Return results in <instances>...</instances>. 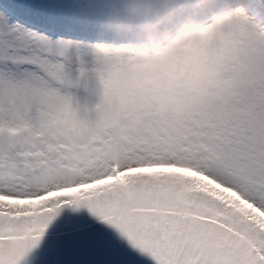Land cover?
Masks as SVG:
<instances>
[{"label": "snow or ice", "instance_id": "obj_1", "mask_svg": "<svg viewBox=\"0 0 264 264\" xmlns=\"http://www.w3.org/2000/svg\"><path fill=\"white\" fill-rule=\"evenodd\" d=\"M229 2L236 55L176 140L122 139L96 116L122 67L87 38L99 0L68 5L62 28L0 10V264H24L65 204L154 264H264V0Z\"/></svg>", "mask_w": 264, "mask_h": 264}, {"label": "clouds", "instance_id": "obj_2", "mask_svg": "<svg viewBox=\"0 0 264 264\" xmlns=\"http://www.w3.org/2000/svg\"><path fill=\"white\" fill-rule=\"evenodd\" d=\"M174 3L134 0L118 8L101 26L103 36L136 41L129 49L133 57L117 73L111 95L95 109L96 116L122 139L139 135L178 139L192 123L195 108L205 106L212 81L223 75L225 63L236 55L234 20L216 15L215 31L206 45L199 43L198 29L187 20L181 31L183 44L162 56L155 46L159 30L183 15ZM211 3L196 0L195 10L203 11Z\"/></svg>", "mask_w": 264, "mask_h": 264}, {"label": "rangeland", "instance_id": "obj_3", "mask_svg": "<svg viewBox=\"0 0 264 264\" xmlns=\"http://www.w3.org/2000/svg\"><path fill=\"white\" fill-rule=\"evenodd\" d=\"M8 7L28 14V17L44 27L62 28L72 22L67 7L77 0H1ZM134 0H99L96 14V30L89 28L87 38L97 37L105 41L113 51L121 54L122 67L130 62L133 53L130 47L136 41L116 39L101 34L102 24L112 17L118 8L131 4ZM151 3L152 0H143ZM165 0H160L163 4ZM174 6L183 9V15L170 25L162 27L156 37V47L161 55L167 57L170 48L183 44L182 26L191 20L198 29L197 39L201 44V35L214 32L213 17L227 15L235 20L242 11L229 0H212L197 12L196 0H175ZM3 8L0 7V10ZM79 38V37H77ZM149 53L152 46L148 48ZM75 232L76 234L74 235ZM81 234V235H79ZM24 264H154L153 259L142 253L112 225L104 222L86 206L75 207L69 204L57 209L38 246L25 258Z\"/></svg>", "mask_w": 264, "mask_h": 264}]
</instances>
